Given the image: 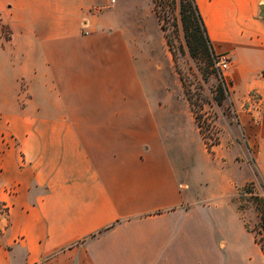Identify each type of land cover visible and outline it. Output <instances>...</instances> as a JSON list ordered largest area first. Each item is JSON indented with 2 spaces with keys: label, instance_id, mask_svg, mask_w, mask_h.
Returning <instances> with one entry per match:
<instances>
[{
  "label": "crops",
  "instance_id": "1",
  "mask_svg": "<svg viewBox=\"0 0 264 264\" xmlns=\"http://www.w3.org/2000/svg\"><path fill=\"white\" fill-rule=\"evenodd\" d=\"M194 1L246 148L223 112L210 155L195 125L179 139L177 97L147 90L152 0H0V264H264L230 171L241 153L242 181L264 185V108L257 125L239 111L264 100V0ZM210 156L225 165L196 190Z\"/></svg>",
  "mask_w": 264,
  "mask_h": 264
},
{
  "label": "rangeland",
  "instance_id": "2",
  "mask_svg": "<svg viewBox=\"0 0 264 264\" xmlns=\"http://www.w3.org/2000/svg\"><path fill=\"white\" fill-rule=\"evenodd\" d=\"M178 2L179 0H156V13L160 18V20H158L160 25L163 24L165 28L163 34H166L169 45L166 42L165 36L164 41L160 45L158 43H152L151 55L157 57L156 64L148 62L146 67L140 68L141 76L143 77L147 90L150 91L155 89L158 94H162L164 103H166V97L168 96H170L168 99H173V101L175 97H177L180 112L178 127L179 130H181L180 134H178L179 139L182 138L186 140V137L190 138L193 136L195 125L202 141V147L204 151L210 155L211 148L219 142L220 128L217 117L219 113H229L226 107L229 104L226 101L228 91H225L223 88V97H221L217 90L218 85L221 84L223 87V83L220 80V72L214 66V58L217 54L210 50L204 52L199 47L194 51L189 49L180 21ZM2 30L7 34L8 27L3 23ZM227 71L225 73H227ZM225 75L227 77V74ZM242 101L243 98L241 99L240 106H242ZM241 110L242 107L239 111ZM206 111L213 114L217 128H219L215 142H213L214 145L211 147L205 145L197 126V119H200L203 115L202 112ZM187 112H189V115L191 114L190 120L187 117ZM231 119L232 121H230L235 123L233 125V134L238 135L237 138L239 141L235 144H238L241 148H246V139L248 138L247 135L243 133L242 128L236 125L238 124L237 114L236 117L231 116ZM169 123L168 118L164 115L163 132L168 139H170L169 136H171ZM251 143L252 142H250V144ZM249 147L252 148V145ZM241 155V153H236L235 160H233L232 165L230 164L233 168L230 170L232 171L231 182H240L234 183V200L237 203L238 211L244 222L250 229H254L258 221V210L254 196L264 199V185L255 184L251 181L253 182V193H245L238 206L237 187L246 182L242 181V177L246 175L244 171L241 169L236 172V166H241V160L243 159ZM210 157L212 159L210 162L211 175L205 179H194L193 187L196 190L214 188L216 186L214 171L215 169H221V167L225 165L218 160H214L213 156Z\"/></svg>",
  "mask_w": 264,
  "mask_h": 264
},
{
  "label": "trees",
  "instance_id": "3",
  "mask_svg": "<svg viewBox=\"0 0 264 264\" xmlns=\"http://www.w3.org/2000/svg\"><path fill=\"white\" fill-rule=\"evenodd\" d=\"M152 2L154 4L153 8L156 13V0H152ZM178 3L180 21L184 32V37L186 39V43L189 49L194 51L199 47L204 52H208V50L213 52L211 42L207 36L206 28L204 26L195 1L179 0ZM156 15L160 20L157 13ZM160 26L164 31L165 28L163 24H161ZM164 36L167 44L169 45L166 34H164ZM217 90L220 96L223 97V87L221 86V84L218 85ZM252 189L253 182L251 181H246L242 185L237 187L238 206L240 200L244 197L245 193H253ZM254 199L256 201V207L258 210V221L256 222L254 229H250L247 224L246 228L250 232H252L254 240L259 244L260 249L264 253V199L258 196H254Z\"/></svg>",
  "mask_w": 264,
  "mask_h": 264
},
{
  "label": "built area",
  "instance_id": "4",
  "mask_svg": "<svg viewBox=\"0 0 264 264\" xmlns=\"http://www.w3.org/2000/svg\"><path fill=\"white\" fill-rule=\"evenodd\" d=\"M229 64L230 58L225 53H218L214 58V66L220 72V80L223 83V88L225 91H229L227 85L228 79L225 75V72L229 68ZM226 107L231 116L236 117L237 113L234 106L232 104H228ZM241 107L242 110L247 114L249 123L251 125H257L260 122L264 108V100L257 90L251 89L245 94ZM202 113V117L200 119H197V126L202 136V139L205 142V145L211 147L214 145L213 142H215L219 128H217V124L214 120L213 114H210L209 111Z\"/></svg>",
  "mask_w": 264,
  "mask_h": 264
}]
</instances>
